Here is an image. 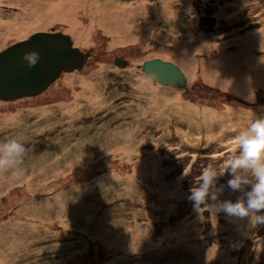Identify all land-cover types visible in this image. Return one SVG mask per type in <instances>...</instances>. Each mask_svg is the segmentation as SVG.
Returning a JSON list of instances; mask_svg holds the SVG:
<instances>
[{"label":"rangeland","instance_id":"obj_1","mask_svg":"<svg viewBox=\"0 0 264 264\" xmlns=\"http://www.w3.org/2000/svg\"><path fill=\"white\" fill-rule=\"evenodd\" d=\"M112 2L129 10V23L138 26L153 22L150 37L109 46V35L96 28L90 42L83 44L64 26L51 24L0 42L1 53L35 33L59 32L70 37L86 56L81 70L61 71L42 93L0 99V141L15 138L27 149L20 177L0 172V178L6 177L0 183V224L15 226L10 243L13 238L19 240L14 218H20L19 214L32 218L27 214L30 212L41 220L42 205L55 204L60 188L62 203H56L52 214L61 208L66 226L56 222L59 228L50 242L51 237L34 230L30 236L35 242L31 246L32 264H38L40 258H46V264H264V223L253 226L245 222L248 218L235 219L213 211L219 201L243 198L250 185L243 191L231 190L227 186L231 177L225 172L217 181V187L223 188L216 201L209 199L196 207L189 198L191 188L199 186L204 167L212 164L218 174L222 173L224 162L239 154L236 137L244 123L249 127L253 120L264 117V0L246 3L247 10L255 5L245 12V26L240 31L232 29L233 20H228L238 12L236 5L214 0L212 13L228 28H215L211 39L191 29L190 0ZM18 10L17 5L0 2L4 20L15 21ZM160 31L171 42L161 43L156 36ZM159 44L170 48L161 49ZM226 44H234L238 54H226ZM171 54L177 56L169 57ZM118 56L127 61L125 67L114 64ZM153 58L175 63L186 78V87L162 85L143 73V62ZM88 74L89 86H83L78 77L71 80L72 76ZM201 75H207L209 85L215 87L211 92L201 87ZM223 75L227 79H219ZM248 80L252 85L245 86ZM215 90L220 95L216 96ZM245 92L252 98L243 97ZM185 97V102L175 103V99ZM208 108L219 110L221 116L215 114L212 130L205 131L196 122ZM247 110H251L249 119L244 114ZM3 111H12L11 122L2 121ZM227 124V131L232 133L219 134ZM209 133L212 136L207 139ZM125 143L134 149L130 155L117 151ZM151 162L156 164L154 168ZM139 164H146L145 175L137 173L129 180L116 177L118 172L131 174ZM27 185L36 201L25 210ZM40 185L47 187L36 190ZM160 186L176 195L159 199L154 194L157 189L162 192ZM9 192L16 203L7 208L4 203ZM77 204L86 214L72 211ZM67 207L70 212L63 210ZM84 218H91L87 233L82 231ZM116 218H121L127 229L119 228L117 221L114 224ZM186 225V244L166 240L167 231L172 233ZM98 226L125 232L124 236L129 232L130 240L136 236L134 242L145 247L117 245L105 251L100 247L103 239L91 235ZM4 232L0 229V235ZM56 243H64L66 250L60 253ZM165 243L176 248L163 251ZM23 262L28 264L29 258L24 257Z\"/></svg>","mask_w":264,"mask_h":264},{"label":"bare ground","instance_id":"obj_2","mask_svg":"<svg viewBox=\"0 0 264 264\" xmlns=\"http://www.w3.org/2000/svg\"><path fill=\"white\" fill-rule=\"evenodd\" d=\"M238 1L239 3H242V5L245 8L246 11L252 10L254 8L255 3H252V8L249 10L246 9V3L251 2L253 0H234L233 3H236ZM0 2H4L7 4H14L19 7L18 14L15 16V21H12L10 19L4 20L3 16L0 12V42L7 38L10 39L12 37L17 36H23L25 35L29 30L49 26L51 24H57L62 25L66 28L67 31L71 33V35L75 38V40L79 43L87 44L91 40V34L93 33V30L96 28L102 29L105 33L109 35V46H116V45H126L129 43H136L137 39L146 40L148 37H150V32H152L153 22H148L147 25H136L133 23H129L128 16H129V10L125 9L122 5L114 4L112 0H0ZM166 8H169V5H166ZM81 13V16H78V14ZM246 14V13H245ZM237 17V15H236ZM246 18V17H245ZM156 34L157 38L161 43L171 42L170 37L168 35H163L165 33ZM6 39V40H7ZM72 47L78 48L72 44ZM159 47L161 49H167L170 48L168 46H164V44H159ZM79 49V48H78ZM170 55V54H169ZM166 56V55H165ZM177 56L174 54H171V56ZM119 61H121L123 58L118 56ZM186 67H188V64H185ZM195 76L193 72H191ZM74 77H78V79L81 81L82 85H88L86 82V79L90 78L89 74L85 76H72L71 80H74ZM201 86L209 84V78L207 75H201ZM206 80V81H205ZM238 81V80H237ZM198 79L196 78L194 80V83H197ZM250 81H246V85H252L249 83ZM240 85V84H239ZM197 90H194L193 93L196 94ZM208 92H211V90L208 89ZM193 93H190V97L193 96ZM216 93V92H215ZM209 96H213L211 93H208ZM79 95L75 99L78 98ZM216 96L217 93H216ZM243 97H246L248 100L252 98L251 93L245 92L243 94ZM95 97H92V100H94ZM185 99V100H184ZM184 99H175V103H181L182 101H186V97ZM193 102V101H190ZM250 104V103H248ZM2 106H0L1 108ZM65 111H68L69 113L73 112L70 110V108L65 107ZM46 110H42V112H45ZM251 110L244 111V114L249 119ZM11 113L12 111H3V122H11ZM25 113V112H24ZM212 113V119L210 118L209 114ZM220 115L221 112L219 110H215L212 108H208L206 111H203V114L201 117L197 120V126L205 129V131L212 130L213 125L211 123L214 118H216L214 115ZM195 121V120H194ZM210 121V122H209ZM230 127V124L224 125L221 127L219 134H231L232 131H227V129ZM248 128V124L245 122L244 127H242L243 131ZM241 129V130H242ZM186 131V130H182ZM242 132V131H241ZM207 132H204L206 134ZM212 136V133H209L207 136V139ZM197 139V138H196ZM195 139L191 141L193 143ZM117 151H120L124 154L130 155L132 152H134V149L131 148V146L127 143L123 144L122 146L117 148ZM155 163L151 162L152 168L155 167ZM146 164H139L135 166L132 170V173L129 175H126L125 173L118 172L116 177H122L125 176V180H128L137 173L145 175L147 173L146 171ZM4 176V175H3ZM157 177V176H154ZM4 178V179H3ZM6 180V177L0 178V183ZM46 185H40L38 187H35L36 190H40L43 188H46ZM7 188V187H6ZM60 188H57L58 193L55 196V202L57 204L62 203L63 199V193L59 190ZM162 190V192H159V190H155V196H157L159 199L162 197L169 199V197H173L176 195L174 191H168L163 190L164 187L160 186L159 188ZM143 190V188H142ZM25 191L27 193H24V195L29 199V202H26L24 204L25 210H28V205L33 203V201H36V199H33V196L31 195V189H28V185L25 187ZM149 194V192H148ZM8 201L4 203V206L7 208L12 206L13 203H16L12 196L13 193L9 192L7 194ZM150 196V194H149ZM52 203H44L42 205V212L40 214L41 220H38L37 215H33L30 212L27 214L31 216L32 218H21V215L19 214L20 218H14L16 219V224L18 225V234L19 240L16 238H13L10 243V239H8L13 233L15 226L10 224L1 226L0 229H5V232L0 235V264H21L20 260H23L24 257L29 258L28 264H32L31 261V246L35 244V242L30 241V236L34 232V230L39 231L44 237L48 236L50 238V241H53V239L56 238V236H53L55 231L59 228L55 223L61 224V226H66L65 220L63 219V211L60 208L58 211L54 212L52 214V211L55 210V208L58 206L57 204ZM159 204L160 201H157ZM75 204H73L74 206ZM1 209V208H0ZM65 212H70V207L63 209ZM75 213L78 214H86L84 208L77 204L72 209ZM68 213L65 218H67ZM85 216V215H83ZM91 216V215H89ZM91 220V218H84L85 224L82 228L83 233L88 232V226L87 223ZM117 221V225H120L119 228L124 227L127 229L126 226H123L121 223V218H116L113 223L115 224ZM21 222V224H20ZM245 222H250L249 219H246ZM242 224H240L241 226ZM137 230V229H136ZM131 232H134L131 230ZM129 233V232H128ZM127 235L124 236V234H120L119 231H115L114 229L110 228H100L99 226L91 233L93 236L100 237L102 240V244L100 247L104 249L105 251L112 250V246H119L130 248H137L138 244H141L142 247H145L144 243H140L139 241L135 243V237H132V240H130V237ZM189 235V226H183L177 231L166 233V240L169 241H176L180 242L182 244H186L185 238ZM53 236V237H52ZM138 237V235H137ZM68 238V237H67ZM61 241L64 240V238L61 236ZM121 242V243H120ZM51 247L53 244L50 245ZM55 247L60 248L59 252L62 253V251H65L66 248L65 244H59L56 243L54 245ZM134 246V247H133ZM69 248V246H68ZM67 248V249H68ZM176 248L170 245V243H165L163 247V251H170L171 249ZM50 258V257H47ZM46 259V258H45ZM44 258H40L38 264H46L49 263ZM19 262V263H18ZM22 264H25L24 262Z\"/></svg>","mask_w":264,"mask_h":264},{"label":"clouds","instance_id":"obj_3","mask_svg":"<svg viewBox=\"0 0 264 264\" xmlns=\"http://www.w3.org/2000/svg\"><path fill=\"white\" fill-rule=\"evenodd\" d=\"M30 60L34 65L38 56L32 54ZM236 144L239 154L224 162L222 173L218 174L212 164L202 169L199 186L191 188L189 198L196 207L206 203V198L216 201L223 188L217 187L218 178L228 172L231 178L227 186L231 190L243 191L245 186L251 187L244 191L243 198L219 201L213 211L223 212L230 218H248L255 226L264 223V214H260L264 210V117L253 120L246 130L240 132ZM26 151L25 144L15 138L0 141V172H11L13 177H20Z\"/></svg>","mask_w":264,"mask_h":264},{"label":"water","instance_id":"obj_4","mask_svg":"<svg viewBox=\"0 0 264 264\" xmlns=\"http://www.w3.org/2000/svg\"><path fill=\"white\" fill-rule=\"evenodd\" d=\"M213 22L211 19V25ZM32 54L38 56L34 65L30 60ZM85 58L78 48L72 47L70 37L59 32L35 33L0 53V99L12 100L42 93L61 71L81 70ZM114 64L123 68L127 61L114 59ZM141 71L162 85L176 88L186 85L185 76L171 61L149 59L143 62Z\"/></svg>","mask_w":264,"mask_h":264},{"label":"flooded vegetation","instance_id":"obj_5","mask_svg":"<svg viewBox=\"0 0 264 264\" xmlns=\"http://www.w3.org/2000/svg\"><path fill=\"white\" fill-rule=\"evenodd\" d=\"M225 2L227 5L233 4L236 5L237 8V17L234 12V15L229 18L228 20H233L232 29L240 31L243 29L244 25V16H245V8L242 6V3L236 1L233 3L234 0H221ZM190 27L196 33L197 31L204 35L205 39L210 38L214 34L213 30L216 28L218 30H223L228 28L227 23H221L222 19L217 18L215 14L212 13L214 9V0H190ZM234 8V10H236ZM233 18H236L233 19ZM211 19L214 22L211 25ZM226 54H238L235 50L234 44H226L225 46ZM236 62V58L233 59ZM219 79H227L224 75L220 76ZM203 89H214L215 87L206 84L201 86Z\"/></svg>","mask_w":264,"mask_h":264},{"label":"trees","instance_id":"obj_6","mask_svg":"<svg viewBox=\"0 0 264 264\" xmlns=\"http://www.w3.org/2000/svg\"><path fill=\"white\" fill-rule=\"evenodd\" d=\"M214 92H216L217 93V95H220V91L219 90H215ZM222 96V95H221ZM220 96V97H221Z\"/></svg>","mask_w":264,"mask_h":264}]
</instances>
